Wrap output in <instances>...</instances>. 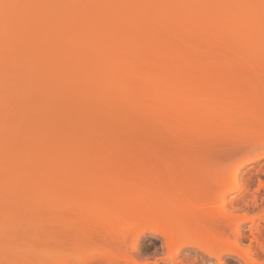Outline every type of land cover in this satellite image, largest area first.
Masks as SVG:
<instances>
[{
  "label": "rangeland",
  "instance_id": "374dc122",
  "mask_svg": "<svg viewBox=\"0 0 264 264\" xmlns=\"http://www.w3.org/2000/svg\"><path fill=\"white\" fill-rule=\"evenodd\" d=\"M1 1L2 2L0 6L2 5V7L0 8V66L2 67L3 70L6 69L7 71L8 68H5V66L6 67L11 66L13 63H15L14 60L15 61L19 60L18 58H16V56L18 54L21 55L23 54L22 56L19 55L22 61L19 60L18 62H16L17 63L16 65L13 64L14 68L20 69V67H22L24 69H27L26 71H24V73L26 72L28 73V75L31 72L35 73V70H37L38 74H36L37 73L36 72L34 75H32V77H30L32 79L28 80V82L30 81L31 83H34V85L30 83L31 88L28 90H27L28 86H26L27 81L24 82V84L26 83L24 86H21L23 85L22 84L23 80L21 78L22 80L21 81L20 77H18L19 79L17 80L15 79V77L9 78L8 77L9 73H8L6 75L9 78V79L7 78L8 83L5 80L6 78L3 79L5 80L7 87L8 85L14 86V88L12 87L13 88L12 90L15 91L17 88L18 89L20 88L19 89L20 91L22 87L23 91L20 92V95L18 96V98L20 99L22 97V101H20V99L19 100L17 99V96H15L16 98L15 97L10 98L11 95L10 93H8L10 88L9 87L5 88L6 87L5 83H3L4 87H2L4 91L0 90L3 91L0 93L2 97H4L5 95L9 96V97L5 96L8 99V101H6L5 98V101L3 100L4 103L2 102V100L0 102L1 103L0 109H4V111L2 110L3 111L2 116H1L2 112L0 113V119L3 116L5 117V119L2 120L4 123H0V158L2 159L4 158L1 155H3L5 152L4 148L6 146H9V148H6L5 150L11 151L10 154L12 153L11 155H13L12 158L13 163H15L14 167L17 166V168L15 169L18 168L20 169L25 164H27L26 162L28 161H26V159L29 160V157L33 158L32 157L33 154L35 156V151L37 152L38 149L39 151L40 149H42L41 151L42 154L44 151L46 152L48 151V154L46 155L47 157L42 158L43 160H40V158L43 156L42 154H40L41 152L36 153L42 156H40V158L38 157V155L35 156L38 157V159H36L38 161L33 160L34 161L33 163L32 160L30 159L31 162L29 164L32 163L34 165H37L39 163V160L43 164V161L45 159L46 161L44 163L49 168L48 169L46 167L47 173L51 175L50 176L48 174L47 176H49V178L53 181V182L50 181V183H48V180L50 179L46 178L47 177L46 176L44 177L46 178V181L43 180L41 181L39 179L40 183L44 182L46 184L37 186L39 183L37 184L35 182L38 180V178H36V176L34 175L33 177L28 178L30 184L24 183L26 185H23L22 184L23 182L28 181L27 178H25L26 180L23 179L24 181L21 183V181H19L21 180L20 178L17 179L15 177L16 178L15 179L13 174H11L14 173L12 172L14 168H12L13 170L11 171V173L9 172L10 167H8L9 169L7 168L8 170H4L8 165L7 162L8 161L10 162V160L12 161V159L8 158L7 162H5L4 159L0 160V168H1L0 182L4 181L7 184L6 185L4 183L5 186L2 184L4 188L0 186L3 190V193L1 192V194H4L5 192L6 194L9 195V196L7 195L8 196L7 197L6 194H4L5 196L3 198L7 197V199H9L10 202L13 199L16 201L21 200L23 202L25 201V197H26L27 200L30 199L28 201L30 202L32 201V202L31 204L25 203L26 205L24 206V209L27 211L29 209H32L34 212V214L30 216L31 218L27 220V224L23 226L24 228L19 227L18 229L17 227H11L14 234L5 237V240H7L8 242L7 247L5 245L0 246V254H2V257H0L1 264H85L86 261L92 259L103 261L104 264H178V263L219 264L218 261L220 258L222 259L221 264H247L246 262L248 258H250L248 257V255L251 256V260L253 256L254 257L256 256L258 261L257 263L264 264V250L260 248L258 244L252 241L251 230H250L251 229L250 223L252 226V222L253 223L258 222L256 223L258 224L257 226L262 224H263L262 226H264L263 223L264 222V172L263 174H261L260 171V167L264 169L263 168L264 167L263 166L264 165V131H260L261 129L259 128L256 129L254 128L255 131L245 132L248 131L246 130V128H250L248 126L244 128V131L241 129L242 131L238 130L232 132L233 130L230 131L229 128H226L228 130H224V129L222 130L215 126L206 125L204 123L197 122L191 110H188L187 107L185 106H181V105L177 106V104L176 105L173 104L175 107L161 106L160 108L157 105L158 108L153 109L146 102L144 103L140 101L119 102L116 99L109 97V99L105 98L102 99L101 101L96 102L94 106H89L86 104H82L84 106H81V104H75V102L76 103L79 102L78 101L79 99L76 101L75 99L68 97L69 101H70L69 98L73 100L70 101V106H68L67 104L69 101L67 102V99L65 98H63L65 101L62 100V96L64 97L63 94L65 92H63L64 90L61 88V86L59 87V85L57 84V85H53L52 88L49 87V90H47L48 88L45 89L47 91L43 90L45 92L43 91L42 92L45 93V95L41 94L42 92L41 93L39 92L40 93L39 96L44 95L45 97L48 95L47 96L48 98L45 99L46 102H44L43 100L44 97L42 96L41 97L43 98L42 99L43 102L42 100L39 102L38 101L39 99H37L36 101L42 105H44L43 103H45L44 106H46V103H48V105L50 104L51 100L53 99V96H55L56 94L58 96L63 92V94L60 95L61 99L56 100L58 97L55 96L54 98L57 97L54 100L55 102L54 103L51 102V103L54 106L58 101L62 102V104L65 102L63 106L64 107L68 106L69 109L65 107L68 111L73 110L74 108L73 110L74 112L70 111L71 113H69V116L72 114H73L72 116H76V114L74 115V113L79 110V112H77V116L73 118L70 117V119H68L69 117H67V119H65L66 122H64L65 120L63 121V119L68 115V113L67 111H65L66 110L65 108H62L63 106H61V109L59 108L58 110L57 109L54 110V108L57 107L54 106L52 108L51 114L54 111L55 112L59 110L65 111L67 114L65 113L66 115L65 117L62 118V120L60 119L61 116L64 115L62 114L64 112L60 111L59 114L58 112L55 113V115L56 114L58 115V116L56 115L57 120L64 122L62 124V127H64L63 126L64 124H66V127L68 128L71 127L70 129H72V127L75 126V128L73 127V131L76 129L78 130V126L79 128L82 126L80 128L81 131L79 130L78 131L80 132V135L81 134L83 135L84 140L82 136H79L82 139L77 138V136L79 135L78 134L79 132L77 131L76 132L74 131L77 134V135L75 134L76 139L74 138L75 135L73 131L71 132L73 134L70 133L71 136L67 135L69 134V132L67 133V131H70L69 129L65 132L66 133L65 135L63 134H62L63 136L61 135L63 137L62 138L63 140L60 139L63 141L61 142V144L59 142L60 140L58 141L60 136H58V139L57 137L54 139L55 143L59 142L58 147L55 144L57 148V149L55 148L56 151L55 152L53 148L54 141H52L51 138L50 139L47 138L48 141L46 143H44V141L47 139L43 141L41 140L43 139V136L46 137L47 132L49 133L50 131L49 126H52V124L51 125L48 124L49 128L45 129L42 127L47 126L46 125L47 117L44 118L43 120L40 119L39 124L37 123L38 121L36 120V118L37 119L39 118L38 116L36 117V115L39 114L37 110L42 112L41 115H43L44 112L45 113L48 112L49 108L51 109L50 107L51 104L49 107L48 106L45 108L43 107L44 111L41 106V108H36L37 110L33 107V112H31L32 107L31 108L29 107L30 110H28L27 105L25 107V105L23 106V104L27 102L26 104L32 106L31 105L32 103H29L28 101H31V99L35 100L36 99L35 96H38V92L35 94V96L33 94L29 95L27 93H29V91L32 89V86H36L37 84H39L37 82V79H39L41 76L44 77L43 78L41 77L39 81L48 77L50 79L51 76L53 75H54L53 79L58 80L54 78L56 75L55 72L57 73L61 72L62 74V69H60L61 71L58 70L59 71L58 72L57 71L58 68L57 69L55 68L56 69L55 71L54 66L55 67L61 66L60 68L68 67L67 69H69L70 71L67 69H64L63 71H65L66 73L67 71H69L67 74L73 75L75 73L74 72L75 68H77L76 65L74 64V62L76 61H73L72 63V60L71 61L69 60V56L72 55L73 51H75L77 55L80 54L79 57L83 56L84 54L85 55L90 54L91 51L93 50L96 53V51L98 50L96 46L97 45L101 46L99 45V43L97 44L96 42H98L99 40L98 38H100L102 34L105 33V31L104 29H102L100 24V29H102L104 33L102 32L101 34V32H99L100 33L99 35H101L99 37L95 35L98 37L97 41L95 42L96 44L93 42L95 37L94 34L96 33H92L94 37L92 36L93 41L91 42H93L96 46H94L93 50L91 49L89 53L87 51L80 52V51H84L82 49L84 48L83 42H82L83 46L79 45L80 46L79 47L78 46L79 43L78 44L76 43L77 45L73 46L69 44L70 43L69 41H67L68 38H65L67 35L70 34L68 30H70L71 33L74 32L75 36L76 34L80 33L79 37H81L80 35H82L85 32L84 28H83L84 30L80 32L82 28L81 26H80L81 29L79 28V24L81 23H78L77 26H75L76 24H73V26H71L72 21L75 22L77 20L76 18H79L78 16L79 11L77 10H79L80 7L77 4L78 1L71 2L69 0L68 4L70 6L68 9L67 8L68 0L65 1L62 0L64 5L63 8H65L62 9L63 12H65L66 9L67 12L68 10H70L69 12L71 14L73 12L74 17H72V15L70 16V13L68 12L69 13L68 16L71 17L70 18L71 24H69L70 19L68 20L67 17L64 18L63 14H61L62 13V11H60V8H62L61 6L62 3H60L61 0H1ZM189 1L191 2V0ZM195 1L196 0H194V2ZM200 1H202V3H205L204 1L206 0L204 1L200 0ZM211 1L212 2L215 1L216 3V0H208V2L205 3V5L207 3H212ZM93 2L95 4L98 3L99 1L97 0L96 2L95 0ZM184 2H185L184 4L186 5V1ZM57 3L61 4L59 5V8H56V5L58 6ZM99 3H101V5L99 4V6L97 5L93 9L91 8L92 10L90 9L88 10L87 8L86 9L84 8L82 10V11H86L85 13L87 16L83 14L85 18H83V16L80 18L81 19L83 18L82 20L84 22L86 18H87L86 19L87 22L88 20L92 21V24H90L89 22L88 23L83 22V24L87 23L86 25L88 27H90V25H93V22H95L96 24L97 23L103 24L106 22L107 24L106 23L105 24L108 25V23L111 24V22L114 21L113 24H116L115 22L119 19V17L118 19H116V13H112V11L107 10L106 8L105 9L102 8L104 5H105L104 7H106V1H101ZM166 3L167 2H165V4ZM76 4L79 8H77ZM175 4L176 3H174V5ZM197 4H199V6L203 8L205 7V9L206 7H208V4L206 6L204 4L201 5V3H199V0H197ZM187 5H188V1H187ZM53 6H55L56 10L59 9L57 12L60 11V16L63 18L62 19L61 17L59 18V20L62 21L57 20L58 18L55 19V15H57L56 13L54 16L52 15L53 16L52 19L50 18L49 19L52 21L54 20L53 22L58 21L57 26L60 25L63 27V29H61L60 26L59 28L58 27L57 28L59 30L60 29L62 30L60 31L63 33V35L64 33L66 34L64 36L62 35L61 32L57 31L56 27L51 25L53 23H49V26L50 27L52 26L51 28H49V26L48 27L47 26L43 27V25L39 26L40 22L42 24L46 22V21L42 22L41 20H44V18L47 17V16L46 17L42 16L44 18L41 19L39 22L38 20L40 18L37 19L39 16V12H41L46 7L51 8ZM189 6L191 7L193 5H189ZM194 6L196 5L194 4ZM81 9L82 8H80V13H79L80 16L82 13ZM205 9L202 10L203 13H205ZM207 10L208 9H206V11ZM43 12L42 14H44ZM76 12H78L77 15ZM246 15L248 18L247 20L245 18V21L243 20L244 17L243 14H237L235 16L236 18V21H234L235 32L233 34L228 33L229 31L224 32L216 36L215 40L213 38L215 35L206 32L205 33L200 32L198 30L194 31V29L188 30L187 28L184 27L183 28L179 27L178 29V26H176L177 24H175L172 27L170 26L169 28H167V30L166 28H163L164 26L162 27L161 25L158 24H155L156 25L155 26L153 24L151 26L152 28L149 25V27L146 30L149 32L150 29V32L153 31L154 34L156 33L155 36L158 38L162 47H167L170 50L173 49L175 51L178 50L182 54L184 53L187 54L186 56L188 57L193 56L194 57L193 62L197 61L195 63L197 67H201V68L203 66L207 67L206 65H208L207 63H209V61L212 60L219 61V60H223V58L224 60L229 61L232 64V67L236 69L235 70L236 73H233L235 75L231 77L238 79L237 81H239V83L236 85L237 88L236 87H234L233 89L230 88L232 90H229L227 88L229 91L216 90L209 92L207 90L208 91L207 95L208 93H213V94L215 93V95L219 93L229 94V95L241 94L245 97L251 95L253 99L249 98L250 101L254 102V100L256 101L261 100L260 103L262 104V102L264 103V3L261 6H255L250 8L247 11ZM19 18H21V20L24 19L25 22L27 23V25L24 26L25 27L24 33L27 34L34 31V33L32 32V35L30 34V37L35 36L34 38H36V40L31 39L29 41V38H27L25 41L27 40L28 41L25 42L24 39H20L21 32L16 29V26L15 29L12 26L15 20ZM112 18L113 21H111ZM254 18H258L259 20H262L260 22V25L253 21ZM49 19L47 17L45 20H49ZM65 19H67L68 24L66 23V21H64ZM165 20L167 22V18H165ZM63 21H64L63 25L62 23L58 24ZM79 21L81 22L80 19ZM47 23L44 24L46 25ZM104 25L103 28L106 27V26L104 27ZM38 26L40 29L38 28ZM109 26L107 27L109 28ZM95 27L97 26L95 25ZM53 28H55L56 30ZM75 28H77V30L80 29L78 30L79 33H77L78 31L75 30ZM98 28H96V30ZM36 29H39L43 33H45V31L48 32V34L50 33L49 36L51 35L50 37H53L51 41L56 36L58 38L61 36V40H63V43H61L62 41L61 40L59 41L58 38L53 40L54 41V43L52 42V44L54 45L53 52L55 49L59 50L60 48H62L60 49L61 51L59 50L58 52L61 55L62 54L61 52L64 51L63 52L64 54L67 50V53L65 54L67 56V54L69 53V56L66 57L65 54L63 56L68 58V60L70 61V63L67 64L68 66L66 65H65L66 67L64 66V64L69 62L66 58H64L67 60V61L65 60L66 61L65 63L62 62V64H59L61 62V58L63 57L61 56L59 57L58 54V59H57L56 58L57 51L53 53V57L51 59H49V57H47V59L43 57L44 56L43 52L45 51L44 48H46L45 45H47L46 42L50 43V41L48 40L50 39V37L48 36L46 37L45 34L44 37L48 38L46 39L48 41H46L43 36H40L41 34L43 35V33H41L40 31H38L39 33L38 35H34ZM163 29L165 31H163ZM87 30L86 33L88 32ZM92 30L93 29H90L89 32ZM96 30H93V32ZM114 30L116 31V28L111 27L110 30L108 29L107 33L109 32V34L111 35L112 33L110 32H114ZM124 30H128V32L133 31L132 28H128V26H126ZM54 32L61 34L58 35L55 34ZM86 35L88 36V33ZM144 36L145 35H143V37L141 38H145ZM63 38L67 40H64ZM103 38L106 39V37L104 36ZM129 38L130 36L128 37V39ZM112 39L113 41H115L114 40L115 38ZM64 41L67 42L64 43ZM60 43L62 44V46ZM108 43H110V40ZM132 43L133 41L131 42V44ZM52 44L50 43V47H53ZM70 46H72V48ZM89 46L90 45H88V47ZM103 47L104 46H102L101 48ZM79 48L81 49L78 54L77 50H79ZM87 48L86 50H89ZM94 51L91 53V55L95 54ZM54 54L56 56H54ZM74 54L75 53H73V56ZM29 55L30 56L32 55V57L34 56V58L38 57L39 62L35 61L36 63H31L28 59ZM92 57L91 58L87 57V58L89 60V59H93ZM83 58H85V56ZM70 59H72V56ZM86 59L84 60V62L86 61ZM48 60H51V63H48ZM58 60L60 61L58 62ZM224 65L226 66V64ZM51 67H53L54 69L53 71H55L54 73ZM22 68L21 70H23ZM48 68L51 69L50 71L52 72L53 75L50 74L51 76H47L49 75L47 74V72L49 71ZM39 69H47L46 70L47 75L45 77L44 74L45 72H43V74L41 72L39 78L34 79L36 75L40 74ZM217 69H219V67ZM1 70L0 72L2 74H0V76L2 78V76L5 77L6 71L3 72ZM217 71H221V70H217ZM241 72L243 73V75ZM26 73L25 74L21 73L20 75H26ZM66 73L63 72V74ZM207 76L210 77L209 75ZM63 77H64L63 75H61L60 77L59 75H57V78H59V80H61ZM35 81L37 82V84ZM228 81H230V79H228L227 82ZM18 83H20L21 85L16 87ZM37 86L34 88L35 91L36 89H38ZM23 87H25V89H23ZM5 89L8 90L6 91ZM202 89L200 88V91ZM25 90L27 91L26 94L29 96H27V101L25 100L24 103L23 99L25 97L24 94ZM33 91H30V93ZM37 91L40 90L38 89ZM60 91L62 92L60 93ZM196 91L193 92L196 93ZM4 92L5 93L7 92V94L5 95L2 94ZM9 92L12 93V91ZM204 93L206 92L204 91L201 92V94ZM22 94H24V97L21 96ZM185 94H190V92H188L187 90ZM136 98H139L137 100H142V97L140 98L136 96ZM16 99L18 102H16ZM47 99H49L50 101ZM256 101L252 107H257L258 105H260L258 104L259 102ZM7 102H10V104H6ZM72 102L74 103V105H71L73 104ZM17 103L19 104L21 103V104L19 105ZM160 103L161 102H159L158 104L160 105ZM12 104H14L15 107L12 106ZM58 104L59 103H57L56 105ZM108 104H111L112 106ZM4 105H9L8 107L12 106L13 108L10 109L13 111H9L10 112L9 114L8 112H6L7 113L6 115L4 112L10 109L6 108L7 107L6 106L5 107L6 110H5ZM21 105L23 106V108ZM75 105L76 107H73ZM79 105L81 106V109ZM88 107L89 108L92 107L93 109L91 108L89 109ZM259 107L261 108V106H258V108ZM263 108L264 105H262L261 110H264ZM75 109L78 110L76 111ZM103 110L105 111L103 112ZM48 114L46 113V115ZM80 115L81 117H79L80 121L78 123V116ZM85 116L87 117L90 116L88 117L89 119L92 118V121H95L96 119V122L97 121L99 122L97 123L94 122V124L96 125H91L93 124V122L89 121V119L85 118ZM94 116L97 117L94 118ZM43 117H45V115H43ZM58 117L60 119H58ZM52 118L53 116L50 118V120ZM71 118L73 122L70 121ZM83 118L85 119V121ZM53 120H56V118L54 117V119H52L51 121ZM67 120H69V122ZM76 120H77L76 124H78V126L74 124ZM60 121L57 122L59 125L61 124ZM81 121L83 122L81 123ZM86 122H89L90 125L88 126V123ZM53 123L55 124V121ZM40 124H42L43 126L41 127ZM53 127L54 126L51 127V130ZM55 127L53 129H55ZM59 127L61 128V126ZM83 127L86 128V131L83 130ZM214 127L217 128V130H215ZM13 129L17 130L16 132L17 135L16 133L15 135L12 133L14 132ZM41 130L43 131L49 130V131L43 134V132H40ZM58 131L59 130L55 131L56 135L59 133L61 134V132L63 133L62 130H60L61 132L57 133ZM10 132L15 137L17 136L16 138H13V140H11L13 141V143L15 142V144L12 145L13 146L12 148H10L11 145H9L8 143L10 142L8 137L10 135ZM22 133H24L23 135L26 134L27 136L26 137L23 136ZM41 133L43 135H41ZM49 134L52 135V131ZM55 134L53 133L52 135L53 138L56 136ZM13 135L11 137H14ZM64 136L67 139V141L64 139ZM69 136L70 137L73 136L72 139L70 138V142L68 141ZM11 137L10 139H12ZM86 137L88 138L86 139ZM73 140L74 141L78 140L77 141L78 145L80 144L81 145L80 146L76 145L75 144L76 142H73ZM49 141H52L53 143ZM79 141L81 143H79ZM58 148L61 149L62 151L61 150L58 151ZM51 151L52 152L54 151L55 153L59 152V154L60 152H62L64 154L63 156H61L62 155L61 153L60 156H58L59 154H55L54 152L52 154ZM7 152L5 153L9 154ZM5 158H7V155ZM51 164L52 165L55 164V166H58L55 169L57 170V173L60 174L59 176L54 175V173L56 175L57 173L55 169H54L55 171L53 169H50ZM3 166H5V168ZM8 166H12V164ZM257 171H259L260 174ZM27 172L29 171H25L26 174ZM247 172H250L251 175L253 174L251 178L255 177L253 178L254 180H252L253 183L251 181V178L249 176L247 177L250 178L251 181L250 182L251 188L250 187H248L249 189L247 188L248 189L247 191L250 190V193L247 192L248 198H250V202H252L251 200L256 199L257 203L255 202L256 204H254L253 203L254 201L250 203L248 199L246 206H243L244 208L242 210L237 212L235 211L236 212L235 223L240 224V226L244 230L243 233L245 234V237L243 236V239L240 240V243H238L237 240H235L233 234L234 230H232L230 226V228H228L225 231L223 235L224 237L223 238L221 237V239L219 240L208 239L207 237L204 238V236L200 233V230L204 229V227L208 226L209 224L206 221V219H209L210 216L208 217L207 214L212 215V213L213 214L218 213L216 215L218 216L219 212L221 213L220 211L221 207H219V200L223 194L226 196V197L224 196L226 205L229 204L228 201L230 199H234V197L237 198L236 197L238 194L237 192L240 190V187L242 186L241 187L242 189L245 188L244 183L247 180H249V179L246 180L245 177L246 175L245 173ZM20 173L22 174L23 177L24 173L21 171ZM256 173L260 175V176L258 175L259 179ZM26 174L24 177H26ZM29 175H31L30 172L27 175V177ZM54 176L55 178L66 177L69 182L68 185L65 183L60 184L61 182H59V180H58L59 183L58 184L57 181H55L56 179L53 180ZM107 179L109 180V182L107 181ZM71 180L73 184L71 183ZM232 183L234 185V190L230 188ZM242 189L240 191V194H243L242 192L244 189L243 190ZM135 192L136 193L138 192L141 195V197L143 196L145 198L146 211L145 212L140 211V214H143L142 217H135L133 213L125 214L123 213L121 208L118 207L119 203L116 200L109 201L106 199V194H112L115 197H118V195L121 194L123 195L124 193L135 194ZM250 195L251 197L256 196L257 198L253 197L252 199ZM135 196L138 195L135 194ZM238 196L240 195L238 194ZM9 209L10 211L16 213V206H14V210H12V208ZM38 211L40 213H43L44 215L41 223L40 221H38L39 223L36 222L37 221L36 218L39 213ZM201 215H204L205 218L203 219L205 220L203 221L199 220L201 218L200 217ZM258 218H260V220ZM261 218L263 219V222L261 221L262 220ZM202 222L206 223V225L204 223H203L204 225L203 224L201 226L198 225ZM173 225L176 227L175 229H171V226ZM259 227H257V229ZM136 237H140V243L138 246V250L135 252L132 251L131 247L134 244Z\"/></svg>",
  "mask_w": 264,
  "mask_h": 264
},
{
  "label": "bare ground",
  "instance_id": "6f19581e",
  "mask_svg": "<svg viewBox=\"0 0 264 264\" xmlns=\"http://www.w3.org/2000/svg\"><path fill=\"white\" fill-rule=\"evenodd\" d=\"M65 1V0H64ZM71 2L72 1H78V6L80 7V8H82L81 9V11L85 8H87L88 10L90 9V10H92L94 7H96L97 5L99 6V4L101 5V3H99V2H101V1H106V7H102V8H106L107 10H110V11H112V13H116V19H118V17H119V19L115 22L116 24H113L114 23V21H113V18H112V20L111 21H113V22H111V24H109L108 23V25H106L105 23H95V22H93V25H90V27H88L86 24L89 22L90 24H92V21H89L88 20V22H87V18L85 19V22H87L86 24H83V18H85V16H87L86 15V11H82V13H81V16L79 15V13H80V8L77 6V4H76V6H77V8H79V10H77L76 8V10L77 11H79V13L78 12H76V15H77V13H78V16H79V18H76L77 20L74 22V21H72V25L71 26H73V24H76L75 26H77L78 25V23H81L82 25H84V26H82L81 24H79V28H80V26H81V28H82V30L80 31V32H82L84 29H85V32L82 34V35H80L81 37H79V31L78 30H80V29H78L77 30V28H75V30H77L78 32L77 33H79V34H76V36H75V34H74V32H70V30H68V29H66V30H68L69 31V35H67L65 38H68V40L67 39H65V38H63L64 40H67V41H69L68 43L70 44V45H73V46H76L78 43V46L79 45H82V42L84 43L82 46L84 47V48H82L84 51H80V49L81 48H79V50H77V52H78V54H79V51L80 52H85V51H87L88 53L91 51V49L93 50V48H94V46H96L95 44L97 43H99V45H101V46H96V48L98 49L97 51H96V53H95V51H94V53L95 54H93V55H91V53L93 52V51H91V53L90 54H87V55H83V56H81V57H79V55H77V53L75 52V51H71L72 52V59H70L71 58V56H69V53L67 54V56H69V60L71 61L72 60V63H73V61H76V62H74V64L76 65V67L77 68H75V70H74V74L73 75H69V74H67L70 70L69 69H67L68 67H66V66H68L67 64L68 63H70V61L68 60V58H66L67 56H66V54L65 53H67V50H66V52L64 53L65 54V56H63L64 54H63V52H61L62 54L60 55V53H58L59 52V50L60 49H62V48H60L59 50H54V52H56L57 51V59H58V54H59V57L61 56V57H63V58H61V62L59 63V64H62V62H66L67 60L69 61V62H67L66 64H64V66L66 67V68H60L61 66H59V67H55L54 66V69L56 68H58L57 69V71L58 70H60V69H62V74H61V72H59V73H57V72H55L56 71V69H55V71H53L54 69H53V67H51L52 68V71H53V73L55 72V77L54 78H56V79H58V80H54L53 79V74H52V72L50 71L51 69H49V71L47 72L46 70L47 69H39L40 70V74L39 75H36V77L34 78V79H36V78H39V76L41 75V72H42V74H43V72H45L44 74H45V77H46V75L47 74H49V75H47V76H51L50 74H52L53 76H51V78L53 79H49V77L48 78H45V79H42L41 81H39V79H41V77L39 78V79H37V82L39 83V84H37V82H36V84L38 85H36L37 86V88L40 90V91H37L38 89H36V91L34 90V88L36 87V86H32V89L30 90V91H33V92H31L30 93V91H29V93H27V94H33L34 96H35V94L38 92V96H35V100H33V99H31V98H29V99H31V101H28L29 103H32L31 105L32 106H29V104H26L25 103V100L27 101V96H29V95H27L26 94V90H25V97H24V94H22L21 96H23L24 97V99H23V102L25 103V104H23V106L25 105V107H26V105H27V107H28V110H30L29 109V107L31 108L32 107V109H31V112H33V107L36 109V108H41V106H42V109H43V111H44V108L45 107H49L50 106V104H51V109L49 108V110H48V112H46L47 114L49 113V111H50V113L48 114V115H46V113L44 112L43 113V115H45V117H43V115H41L42 114V112H40V111H38L37 109V112H39V114L38 115H36V117L38 116L39 118L37 119L36 118V120L38 121H36L38 124H39V120L40 119H44V118H46L47 117V123H46V127L45 126H43L42 124H40L41 125V127L42 128H49L50 127V131L49 130H47V131H49V133L52 131V135H53V133L55 134V131L56 130H59L57 133H59V132H61L60 130H62L63 131V133L61 132V134L59 133V134H55L56 136L53 138L52 137V135L51 134H49L47 131H43V130H41L40 132H43V134L44 133H46L47 132V134H46V137H44L43 136V139H41L42 141L43 140H45V139H50L51 138V140L52 141H54V143L52 142V141H49V142H52L53 144H54V151H55V148H56V146L58 147L59 146V142H60V144H61V142H63L62 140V136L63 135H65L66 133V131L67 130H69L71 127H66V124H64L63 126L66 128H64V127H62V124L64 123V122H66V120L65 119H67V117H69L68 119H70V117H76L77 116V112H79V110L78 109H75L77 112H75L74 113V115L76 114V116H72V115H70L69 116V113H71L70 111H73L74 110V108H73V110H70V111H68L65 107H67L68 108V106H70V101H73V100H71V98H73V99H75L76 101L78 100L79 102L78 103H76L75 102V104H81V106H84V105H82V104H86V105H89V106H94L95 104H96V102H98V101H101L102 99H109V97H111V98H113V99H116L117 101H119V102H129V101H135V102H146L149 106H151L153 109H156V108H160L161 106H169V107H175L173 104H177V106L178 105H181V106H185V107H187V109L188 110H191L192 111V114H193V116L196 118L195 120L197 121V122H200V123H204V124H206V125H211V126H215V127H218V128H220V129H224V130H228V129H226V128H229V130L231 131V130H233L232 132H234V131H238V130H243L244 131V128L245 127H250V128H246V130H248V131H245V132H249V131H255V129L256 128H259V129H261L260 131H264V110H261L262 109V105H264V103L262 102V104L260 103V101H256V100H254V102H252V101H250V99L249 98H251V99H253L252 98V96L250 95H248V96H243V95H241V94H238V95H236V94H216L215 95V93L213 94V93H208V95H207V92L209 91H216V90H218V91H222V90H232L234 87H236L237 88V84L239 83V81H237L238 79L237 78H234V77H231V76H234L235 74H233V73H236V69L235 68H233L232 67V64L229 62V61H226V60H224V58H223V60H212V61H209V63H207L208 65H206L207 67H197L196 66V62H193V59H194V57L193 56H186L187 54H185L184 52V54H185V56H184V54H182L180 51H178V50H173V49H169V48H167V47H162V45L160 44V42H159V40H158V38L155 36V34L153 33V31L152 32H150V29H149V32H150V35H149V32L146 30L148 27H149V25H150V27L154 24H158V25H161L163 28H166V30H167V28H169L170 26L172 27V26H174L175 24H177L176 26H178V29H179V27L180 28H187L188 30L189 29H194V31L195 30H198V31H200V32H206V33H209V34H212V35H215L213 38H214V40H215V37L216 36H218V35H220V34H222V33H224V32H228V33H231V34H233L234 32H235V22L234 21H236V18H235V16L237 15V14H243V20L245 21V18H246V20H247V11L250 9V8H252V7H255V6H261V5H263V3H264V0H216V3H215V1H211L212 3H207L208 4V7H206V9H208L207 11H206V9H205V7L203 8V7H201V6H199V4H197V0L194 2V0H191V2L189 1V0H175V2H174V0H165V2H167L166 4H165V2H164V0H98L99 2L98 3H95L94 4V2L93 1H95V0H70ZM124 1H125V3H124ZM184 1H186V5L184 4L185 2ZM187 1H188V5H187ZM204 1V0H203ZM1 0H0V4H1ZM68 2H69V0L67 1V4H68ZM75 2V3H76ZM96 2H97V0H96ZM123 2V3H122ZM168 2H170V3H168ZM176 3L175 5H174V3ZM193 2H194V4L196 5V6H194V4H193ZM205 3L206 2H208V0H206V1H204ZM60 3H62V5L61 4H58V6L56 5V8H59V5H61L62 6V8H60V11H62V13L61 14H63V16H64V18L65 17H67L68 18V20L71 18L70 16L72 15V17H74L73 16V12H72V14L69 12L70 10H68V12L70 13V16H68V12H67V9L65 10V12H63V10L62 9H65V8H63L64 7V5H63V2H62V0H61V2ZM64 3H66V2H64ZM134 3V4H133ZM137 3V4H136ZM171 3H173V4H171ZM189 3H191V4H189ZM199 3H201V5H205V3H202V1H200L199 0ZM215 3V4H214ZM125 4V5H124ZM206 4V5H207ZM210 4H213V5H210ZM131 5V6H130ZM166 5V6H165ZM189 5H193V6H189ZM205 5V6H206ZM65 6H66V4H65ZM68 7V9H69V4L67 5ZM136 6V7H135ZM175 6H176V8H175ZM2 7V5L0 6V8ZM46 8H48V7H46ZM46 8H44L45 9V11H44V9L41 11V12H39V16H41V17H39L38 16V18L37 19H39L38 21L40 22V20L41 19H43L44 17H42V16H47L48 17V19L50 18V19H52V17L57 13V15H58V13H59V15L57 16V15H55V19H57V20H59V18L61 17L60 16V11L59 12H57L59 9H57L56 10V8H55V6H53V7H51V8H48V9H46ZM53 8H55V9H53ZM92 8V9H91ZM120 8V9H119ZM119 9V10H118ZM128 9V10H127ZM129 9H131V10H129ZM205 9V13H203L202 12V10H204ZM87 10V11H88ZM127 10V11H126ZM44 11V12H43ZM75 11V10H74ZM117 11V12H116ZM131 11V12H130ZM42 12L44 13V14H42ZM67 12V13H66ZM84 12V13H83ZM41 13V14H40ZM75 13V12H74ZM85 16H84V15ZM87 14H89V13H87ZM203 14H205V15H203ZM53 15V16H52ZM121 15V16H120ZM49 16H51V17H49ZM83 16V18L81 19L80 17H82ZM145 18H144V17ZM167 18V22H166V20H165V18ZM246 16V17H245ZM46 17V18H47ZM141 17H143V18H141ZM147 17V18H146ZM157 17H158V19H157ZM163 17V18H162ZM46 18H44V20H41L42 22L43 21H46V22H44V23H47L48 21V23L45 25L44 23L42 24L41 22L39 23L40 25L39 26H42L43 25V27L44 26H49V23H53V24H51V25H53L54 27H58L59 28V26L60 25H58L57 26V22L55 23V22H53L52 20H45ZM63 17H61V19H62ZM123 18V19H122ZM152 18V19H151ZM154 18V19H153ZM79 19L81 20V22L79 21ZM120 19H121V21H120ZM148 19H150V20H148ZM72 20H74V19H72ZM152 20V21H151ZM27 21V20H26ZM59 21H62V20H59ZM64 21H66V23L68 24V21H67V19H65ZM64 21L63 22H60V23H58V24H61L62 23V25L64 24ZM79 21V22H78ZM253 21L254 22H256V23H258L259 25H260V22L262 21V20H259L258 18H254L253 19ZM74 22V23H73ZM84 22V23H85ZM121 22V23H120ZM149 22V23H148ZM152 22V23H151ZM26 22H25V20L23 19V20H21V18H19V19H16L15 20V22H14V24L12 25L13 26V28L15 29V26H16V29L18 30V31H20L21 32V36H20V39H24V41L27 39V38H29V41L32 39H34V40H36V38H34L35 36H31L30 37V34L32 35V32L34 33V31H32V32H30V33H27V34H25L24 33V29H25V27L24 26H26L27 25V23L25 24ZM55 23V24H54ZM65 23V24H66ZM174 23V24H173ZM69 24H71V19L69 20ZM97 26V27H95V25ZM100 24H101V27H102V29H104V31H105V33L103 32V30L102 29H100ZM105 24V25H104ZM147 24H148V26H147ZM171 24V25H170ZM99 25V26H98ZM103 25H104V27L105 28H103ZM110 25V26H109ZM115 27H114V26ZM39 26H38V28H39ZM65 26V25H64ZM69 26V25H68ZM74 26V27H75ZM107 26H109V28L107 27ZM126 26H128V28H132V30L133 31H131V32H128V30H124V28H126ZM142 26H143V28H142ZM146 26V27H145ZM156 26V25H155ZM52 27V26H51ZM50 26H49V28H51ZM61 27V29H63V27L62 26H60ZM66 27V26H65ZM87 27V28H86ZM94 27H95V29H94ZM99 27V28H98ZM111 27L112 28H116V31L114 30V32H110V33H112L111 35L109 34V32L107 33V31H108V29L110 30L111 29ZM57 28V31L58 32H61L59 29ZM84 28V29H83ZM88 28H90V29H93V30H96V28H98L96 31H94L93 32V30L92 31H90L89 32V30L90 29H88ZM107 28V29H106ZM152 28V27H151ZM247 28V27H246ZM40 29V28H39ZM39 29H36V31H37V34H36V31H35V34L34 35H38L39 33H38V31H40ZM53 29H55V28H53ZM65 29V28H64ZM88 29V30H87ZM42 30V29H41ZM56 30V29H55ZM65 30V31H66ZM86 30L88 31L87 33H88V36L86 35L87 33H86ZM101 30V31H100ZM145 30V31H144ZM171 30V29H170ZM56 31V32H57ZM64 31V32H65ZM74 31V30H73ZM130 31V30H129ZM155 31V30H154ZM163 31H165L164 29H163ZM172 31V30H171ZM177 31V30H176ZM193 31V32H194ZM41 33H43L42 31H40ZM99 32H101V34H102V32L104 33V34H102V36L101 35H99L100 33ZM117 32V33H116ZM144 32V33H143ZM167 32V31H166ZM168 32H169V30H168ZM55 33V32H54ZM62 33V32H61ZM61 33H55V34H58V35H60ZM75 33H76V31H75ZM86 33V34H85ZM89 33H90V35H89ZM92 33H96V34H94V36L95 35H97L98 37L99 36H101L100 38H98L97 36H95L96 37V40H95V37L93 36V34ZM129 33V34H128ZM131 33H132V35H134V36H132L131 35ZM46 34V35H45ZM50 34V33H49ZM49 34H48V32H46L45 31V33H43V35L41 34L40 36H43L44 37V35L47 37H50L49 36ZM67 34H68V32H67ZM85 34V35H84ZM109 34V35H108ZM154 34V35H153ZM198 34H199V32H198ZM62 35H63V33H62ZM64 35H66L65 33H64ZM63 35V36H64ZM77 35H78V37H77ZM105 35H108V36H105ZM114 35H116V36H114ZM143 35H145L144 37L145 38H141V37H143ZM202 35H203V33H202ZM201 35V36H202ZM92 36L94 37V41H93V39H92ZM103 36L104 37H106V39L105 38H103ZM111 36H114V37H111ZM130 36V38H131V41H130V38L128 39V37ZM117 37H119V38H117ZM203 37V36H202ZM211 37V36H210ZM53 37H50V39H48V38H45L44 37V39L46 40V39H48L49 41H50V43L52 44V42L54 43V39H56V38H58L57 36L51 41V39H52ZM97 38L99 39L98 40V42H96L97 41ZM112 38H115L114 40L116 41H113V39ZM117 38V39H116ZM156 38V39H155ZM40 39V38H39ZM43 39V38H42ZM101 39V40H100ZM217 39V38H216ZM38 40V39H37ZM44 40V41H45ZM48 40H46V41H48ZM58 40L60 41L61 40V36L58 38ZM109 40H110V43H108L109 42ZM28 41V40H27ZM27 41H25V42H27ZM45 41V42H46ZM55 41H57V40H55ZM62 42L61 43H63V40H61ZM67 41H64V43H66ZM91 41H93V42H91ZM101 41V42H100ZM106 41V42H105ZM122 41V42H121ZM133 41V43L131 44V42ZM158 41V42H157ZM91 44H90V43ZM107 44V46H106V44ZM165 42V41H164ZM167 42V41H166ZM50 43H48V42H46V44L48 45V47H47V45H45V47L46 48H44V52H46V53H44L43 52V54H44V58H46L47 59V57H49V59H51L52 57H53V48H54V45L52 44V46L53 47H50ZM57 43H59V42H57ZM60 43V44H61ZM67 43V44H68ZM77 43V44H76ZM81 43V44H80ZM87 43V44H86ZM102 43H104V44H102ZM119 43V44H118ZM163 43V42H162ZM56 44V43H55ZM75 44V45H74ZM88 45H90L89 47H92V48H89L88 47ZM93 45V46H92ZM57 46V45H56ZM55 46V47H56ZM59 46V45H58ZM61 46H62V44H61ZM60 46V47H61ZM77 46V47H78ZM88 48H87V47ZM102 46H104L103 48H101ZM158 46V47H157ZM164 46V45H163ZM71 48H72V46H70ZM80 47V46H79ZM162 47V48H161ZM57 48V47H56ZM59 48V47H58ZM76 48V47H75ZM86 48L87 49H89V50H86ZM132 48V49H131ZM173 48V47H172ZM100 49H103V50H100ZM127 49V50H126ZM169 49V50H168ZM75 50V49H74ZM96 50V49H95ZM61 51V50H60ZM184 51V50H183ZM70 52V51H69ZM73 53H75L74 54V56H73ZM82 54V53H81ZM19 55H21V54H18L17 56H16V58H18L19 60H21L20 58V56ZM23 55V54H22ZM21 55V56H22ZM55 54H54V56H56ZM91 55V56H90ZM183 55V56H182ZM85 56V58H83ZM93 56V57H92ZM93 58V59H89L88 60V58ZM193 57V58H192ZM196 57V56H195ZM37 58L38 57H35L34 58V56L32 57V55L30 56L29 55V57H28V59H29V61L31 62V63H36L37 61L39 62V58H38V60H37ZM64 58H66V59H64ZM87 58V59H86ZM22 59H23V57H22ZM64 61H63V60ZM86 59V61L84 62V60ZM13 60H14V58H13ZM18 60V61H19ZM54 60V59H53ZM66 60V61H65ZM81 60H83V61H81ZM91 60V61H90ZM200 60V59H199ZM18 61H15L14 60V62L15 63H13L14 65H16L17 63L16 62H18ZM22 61V60H21ZM36 61V62H35ZM60 60H58V62H59ZM195 61V60H194ZM13 62V61H12ZM11 62V63H12ZM54 62V61H53ZM57 62V61H56ZM84 62V63H83ZM86 62H89V63H86ZM48 63H51V60H48ZM71 63V64H72ZM86 63V64H85ZM11 65V66H8V67H6L5 65V68H8V72L6 71V69L5 70H3L2 69V67L0 68V70L1 71H6V73H5V77H3L2 76V78H1V76H0V90H3V88L2 87H4L3 85V83H5V86L7 85L6 84V82H5V80L7 81V83H8V80H7V78L9 77V78H11V77H15V79L17 80V79H19L18 77H20V80H21V78H22V84L23 85H21L20 83H18L17 85H16V87L17 86H24L25 84H24V82H26L27 81V84H26V86H28V88H27V90L28 89H30L31 88V86H30V81L28 82V80L30 79H32V78H30V77H32V75H34L36 72V74H38V71L37 70H35V73L34 72H31L29 75H28V73H26V75H20L21 73H23V74H25L24 73V71H26L27 69H24V68H22V67H20V69L19 68H14V65ZM202 64V63H201ZM206 64V63H205ZM220 64V65H219ZM221 64H223V65H221ZM224 64H226V66L224 65ZM228 64V65H227ZM50 65H52V64H50ZM63 66V65H62ZM63 66V67H64ZM199 66V65H198ZM211 66V67H210ZM221 66H224V67H221ZM229 66H230V69H229ZM12 67V68H11ZM219 67V69H217V68ZM226 67V68H225ZM11 68V69H10ZM14 68V69H13ZM21 68L23 69V70H21ZM221 68V69H220ZM223 68V69H222ZM64 69H67V70H69V71H67V73L65 72V71H63ZM11 71V73H13V74H11L10 73V71ZM22 72H21V71ZM42 70H44V71H42ZM217 70H221V71H217ZM14 71V72H13ZM61 71V70H60ZM46 72H47V74H46ZM63 72L64 73H66V74H63ZM9 73V74H8ZM231 73V74H230ZM239 73V72H238ZM242 73V72H241ZM0 74H2L1 72H0ZM8 74V77L6 76ZM10 75H12V76H10ZM31 75V76H30ZM57 75H59V77L61 76V75H63L64 77L61 79V80H59V78H57ZM207 75H209L210 77H208ZM226 75V76H225ZM227 75H230V76H227ZM242 75H243V73H242ZM17 76V77H16ZM24 76V77H23ZM26 76V77H25ZM38 76V77H37ZM221 76V77H220ZM44 77V76H43ZM42 77V78H43ZM223 77V78H222ZM227 77V78H226ZM4 78H6L5 80H3ZM8 78V79H9ZM206 78H208V79H206ZM213 78V79H212ZM242 78H243V76H242ZM14 79V78H13ZM13 79H11V80H13ZM228 79H230V81H228L227 82V80ZM3 81V82H2ZM10 81V80H9ZM20 81V82H21ZM243 81H244V79H243ZM247 83V82H246ZM32 85H34V83H31ZM59 85V87L61 86V88L64 90L63 92H65L64 94H63V92L62 91H60V95H64V97L62 96V100H64L63 98H65V99H67V102L69 101L68 100V97H71V98H69L70 99V101L68 102V106H63L64 104H65V102L62 104V102H60V101H58V102H56V104L57 103H59L60 104V106H59V104L58 105H54L56 108H54V110L55 109H61V106H63L62 108H65L64 110L65 111H67V113H68V115L65 117V115L67 114L65 111H63L64 113H62V114H64V115H62L61 116V114H60V116H61V119L58 117V119H60V120H62V118L63 117H65L64 119H63V121L61 122L60 120H57V117H56V115H55V113L56 112H58V114L60 113V111L61 110H59V111H54L53 113H54V115H53V113L51 114V112H52V108L54 107L53 106V104L51 103V102H55L54 100L56 99V100H59V99H61L60 98V95H58L57 96V94L55 95V96H57L56 98H54L55 96H53V99L51 100V102H50V104L48 105V103H46V106H44L45 105V103H43L44 105H42V104H39L36 100L37 99H39L38 101L40 102L43 98L42 97H44V95H45V93H43V92H45V91H47V90H49V87L50 88H52L53 87V85ZM30 86V87H29ZM250 86V85H249ZM8 87L10 88L9 89V91H12V93L11 92H9L8 91V93H10V95H11V97L10 98H12V97H15V96H17V99L19 100L20 98H18V96L20 95V92H22L23 90H22V87H21V90L19 91V89L17 90L16 88V91L15 90H12L13 88H14V86H9L8 85ZM7 86L5 87V88H8ZM13 87V88H12ZM56 87H58V86H56ZM205 87V88H204ZM242 87H243V85H242ZM247 87V86H246ZM2 88V89H1ZM48 88V89H47ZM180 88V89H179ZM200 88L202 89L201 91H200ZM208 88V89H207ZM228 88V89H227ZM230 88H232V89H230ZM23 89H25V87H23ZM45 89H47V90H45ZM61 89V90H62ZM181 89H182V91H181ZM197 91H196V90ZM211 89V90H210ZM215 89V90H214ZM6 91L8 90V89H5ZM43 90H45V91H43ZM187 90H188V92H190V94H185V92H187ZM196 91V93L195 92H193V91ZM208 90V91H207ZM228 90V91H229ZM4 91V90H3ZM3 91H0V93L1 92H3ZM18 91V92H17ZM43 91V92H42ZM202 91H204V92H206V93H204V94H201V92ZM35 92V93H34ZM41 94H44V95H40L39 96V94L40 93ZM192 92V93H191ZM2 94H7V92L5 93H2ZM198 94H200V95H198ZM210 94V95H209ZM213 94V95H212ZM78 95H80V96H78ZM229 95V96H228ZM233 95V96H232ZM244 95H246V94H244ZM1 96V95H0ZM6 96V95H5ZM2 97L1 96V99H0V102H1V100H2V102L4 103V101H5V98L6 97H9V96H6V97ZM32 96V95H31ZM33 96V97H34ZM42 96V97H41ZM48 96V95H47ZM47 96H45L44 97V102H46L45 101V99L46 98H48ZM76 96V97H75ZM82 96V97H81ZM136 96L137 97H142V100H137V99H139V98H136ZM32 97V98H33ZM40 97V98H39ZM81 97V98H80ZM248 97V98H247ZM254 97V96H253ZM2 98H4V99H2ZM16 98V97H15ZM15 98H14V100H15ZM26 98V99H25ZM51 98V97H50ZM17 99H16V102H18L17 101ZM80 99H81V101H80ZM83 99V100H82ZM254 99H256V98H254ZM4 100V101H3ZM43 100H42V102H43ZM47 100H49V99H47ZM61 100V101H62ZM6 101H8V99L6 98ZM9 101H10V99H9ZM20 101H22V97H21V99H20ZM50 101V100H49ZM49 101H47V102H49ZM65 101V100H64ZM255 101L256 102H259L258 104H260V105H258V106H261V108L259 109L258 108V106H257V104H256V106L257 107H252L253 105H254V103H255ZM23 102H21V103H23ZM41 102V103H42ZM159 102H161L160 103V105L158 104ZM252 102V103H251ZM15 103V102H14ZM20 103V104H21ZM73 103V102H72ZM1 104V103H0ZM6 104H10V102H7ZM17 104H19V103H17ZM19 104V105H20ZM62 104V105H61ZM71 105H74V103L73 104H71ZM85 105V106H86ZM108 105H111V104H108ZM157 105H158V107H157ZM1 106V105H0ZM7 106V107H6ZM9 105H4V108L6 107V108H13L12 106H14L15 107V105L14 104H12V106H10V107H8ZM16 106H18V105H16ZM22 106V105H21ZM23 106H22V108H23ZM80 106V105H79ZM81 106H80V109H81ZM112 106V105H111ZM24 107V108H25ZM44 107V108H43ZM73 107H76V105L75 106H73ZM108 107V106H107ZM2 108H3V105H2ZM6 108H5V110H6ZM71 108H72V106H71ZM77 108H78V106H77ZM84 108V107H83ZM83 108H82V110H83ZM89 108V107H88ZM91 109H93L92 107H90ZM89 108V109H90ZM42 109H41V111H42ZM69 109V108H68ZM105 109H106V107H105ZM107 109H109V108H107ZM264 109V108H263ZM1 111H0V113L2 112V114H1V116L3 115V111H4V109H0ZM3 110V111H2ZM19 110V109H18ZM46 110V111H47ZM9 111H13V110H8V111H5L4 113L7 115V113L6 112H8V114L10 113ZM23 111V110H22ZM61 111V112H62ZM92 111V110H91ZM105 110H103V112H104ZM262 111V112H261ZM74 112V111H73ZM66 113V114H65ZM84 114V113H83ZM82 114V115H83ZM20 115V114H19ZM41 115V116H40ZM52 117L53 116V118L52 119H54V117L56 118V120H53V121H51L50 120V116ZM86 115H88V114H86ZM58 116V115H57ZM93 116V115H92ZM4 117V116H3ZM1 118L0 120V123H4L2 120L3 119H5V117L4 118ZM19 117V116H18ZM49 117V118H48ZM79 117H81V115L80 116H78V123H79V121H80V118ZM84 117V116H83ZM88 117H90V116H88ZM87 116H85V118H87V119H89ZM95 117H97V116H94V118ZM72 118H71V120L70 121H72L73 122V120H72ZM18 119V118H17ZM50 121H49V120ZM77 119V118H76ZM82 119V118H81ZM84 119V118H83ZM75 120V119H74ZM99 120V119H98ZM14 121V120H13ZM55 121V124L53 123ZM61 122V124L59 125L57 122ZM68 122H69V120H67ZM84 121H85V119H84ZM87 121V120H86ZM89 121H92V118L91 119H89ZM42 122H45V121H42ZM41 122V123H42ZM52 122V123H51ZM83 121H81V123H82ZM93 122V124H91V125H96V124H94V122L95 123H97V122H99V121H97L96 122V119H95V121H92ZM77 123V120H76V122H74V124H76ZM86 123H88V126L90 125L89 124V122H86ZM51 125L52 124V126H58V128H57V126L55 127V129H53L52 128V130H51V127L52 126H49V125ZM44 125H45V123H44ZM77 126H78V124H76ZM81 125V124H80ZM87 125V124H86ZM49 126V127H48ZM59 126H61V128L59 127ZM71 126H73V125H71ZM84 126V125H83ZM262 126H263V128H262ZM74 128H75V126H73ZM73 127H72V129H70V131H67V133L69 132V134H67V135H70L71 136V134H73L74 133V135L76 134L75 132L77 131V132H79V131H81V127L79 128V126H78V130L76 129V130H74L73 131ZM93 127V126H92ZM214 127V129L215 130H217V128H215ZM42 128H40V129H42ZM57 128V129H56ZM68 128V129H67ZM77 128V127H76ZM85 127H83V130L84 131H86V128L84 129ZM255 128V129H254ZM65 129V130H64ZM219 129V130H220ZM252 129V130H251ZM254 129V130H253ZM14 130V132H12L14 135H15V133L17 132V130L16 129H13ZM55 130V131H54ZM241 130V131H242ZM11 131H12V129H11ZM73 131V133H71ZM90 131V130H89ZM89 131H88V134H89ZM11 132H10V135L12 134ZM71 133V134H70ZM92 133V132H91ZM12 134V135H13ZM24 133H22V135H23ZM42 133H41V135H43ZM63 134V135H62ZM79 135L77 136V138H80V139H82L83 138V135L81 134L80 135V132L78 133ZM83 134H84V132H83ZM87 134V135H88ZM8 136L9 137V141L10 142H8L9 143V145H11V147L10 148H12L13 146L12 145H14L15 144V142L13 143V141H11V140H13V138H16L14 135V137H11V136ZM16 135H17V133H16ZM49 135V136H48ZM62 135V136H61ZM77 135V134H76ZM76 135H75V139H76ZM92 135V134H91ZM23 136H27L26 134L25 135H23ZM30 136V135H29ZM28 136V137H29ZM48 136V137H47ZM58 136H60L59 137V139H58ZM68 137V141L70 142V138L72 139L73 138V136L72 137ZM79 136H82V138L81 137H79ZM85 136H86V134H85ZM10 137L12 138V139H10ZM31 137V136H30ZM39 137H40V135H39ZM42 137V136H41ZM57 137V139H58V141L60 140V139H62V140H60L59 142H57V139H56V142L58 143V145H57V143H55V138ZM93 137V136H92ZM33 138V137H32ZM53 138V139H52ZM88 137H86V139H87ZM29 139V138H28ZM48 139L47 140H45L44 141V143H46L47 141H48ZM64 139L67 141V139L65 138V136H64ZM90 139V138H89ZM92 139V138H91ZM38 140V139H37ZM41 140H39V141H41ZM79 140V139H78ZM77 140V141H78ZM83 140H84V138H83ZM83 140H81V141H83ZM93 140V139H92ZM91 140V141H92ZM66 141H65V143H66ZM77 141L75 140H73V142H76L75 144L76 145H78V143H77ZM73 142H71V143H73ZM88 142V141H87ZM11 143V144H10ZM42 143V142H41ZM68 143V142H67ZM79 143H81L80 141H79ZM55 144H56V146H55ZM8 145V144H7ZM81 145V144H80ZM80 145H78V146H80ZM73 146H75V145H73ZM72 146V147H73ZM6 148H9V146H6L5 148H4V151L5 152H7L8 150H5ZM60 148V147H59ZM58 148V151H60L61 149H59ZM57 149V148H56ZM63 149V148H62ZM71 149V148H70ZM69 149V150H70ZM11 150V149H10ZM73 150H74V148H73ZM93 150V149H92ZM42 149H40V151H39V149H38V151L36 152L35 151V156H37L38 155V157L40 158V156H42L41 158H40V160H43L42 158H45V157H47L46 155L48 154V151L46 152V151H44L45 152V155H44V152H43V154H42ZM53 151V152H54ZM62 151V150H61ZM66 151V150H65ZM68 151V150H67ZM71 151V150H70ZM77 151V150H76ZM99 151V150H98ZM109 151V150H108ZM107 151V152H108ZM4 152V154H3V151H2V154L3 155H1L2 157H4L3 159L5 160V162H7V159L8 158H10V159H12L13 158V155H11L10 154V152L11 151H8L7 153H9V154H6ZM41 152V153H40ZM52 152V151H51ZM53 152H52V154H53ZM56 152V151H55ZM54 152V153H55ZM63 152H64V150H63ZM36 153H40V154H42V155H39V154H36ZM62 152H60V154H61ZM96 153V152H95ZM55 154H59V152L58 153H55ZM54 154V155H55ZM60 154L58 155V156H60ZM63 154L64 153H62V155L61 156H63ZM6 155H7V158H5L6 157ZM8 155H10V156H8ZM53 155V156H54ZM34 156V154H33V158H31V157H29V160L31 159L32 160V163L34 162L33 160H36V159H38V157H35ZM57 156V155H56ZM55 156V157H56ZM34 157H35V159H34ZM2 158H0V160H3ZM9 159V160H10ZM112 159V158H111ZM29 160H27L26 159V161H28V162H26L27 164H25L23 167H21L19 170L18 169H15V168H17V166L16 167H14V164L15 163H13V159H12V161L10 160V162L8 161L7 162V164L8 165H11L12 164V166H8L7 165V167H6V169H4V170H8L9 168L8 167H10V173H11V171L13 170L12 168H14V170L12 171V172H14V173H11V174H13V176H14V178L16 177L17 179H21V180H19V181H21V183L24 181V180H26L25 178H27V180L28 181H25V182H23L22 184L23 185H26L27 183H29V179L28 178H30V177H33L34 175L36 176V178H38V180L40 179L41 181L43 180V181H46V178H49V176H47L49 173H47V168H48V166L44 163L46 160L44 159V161H43V164H42V162L39 160V163L37 164V165H34V164H29L30 162H31V160L29 161ZM57 160V159H56ZM107 160V159H106ZM105 160V161H106ZM118 160V159H117ZM36 161H38V160H36ZM80 161V160H79ZM111 161V160H110ZM114 161V160H113ZM116 161V160H115ZM123 161V160H122ZM131 161V160H130ZM83 162V161H82ZM82 162H80V163H82ZM79 163V164H80ZM120 163V162H119ZM123 163V162H122ZM131 163V162H130ZM40 164V165H39ZM75 164H77V163H75ZM78 164V165H79ZM85 164V163H84ZM105 164V163H104ZM127 164V163H126ZM5 165V164H4ZM82 165V164H81ZM80 165V166H81ZM103 165V164H102ZM106 165V164H105ZM110 165V164H109ZM142 165V164H141ZM107 166V165H106ZM115 166V165H114ZM126 166V165H125ZM264 166V165H263ZM4 168H5V166H3ZM18 167H19V165H18ZM47 167V168H46ZM52 167V168H51ZM51 167H50V169H55V168H57L58 166H55V164H51ZM8 168V169H7ZM82 168V167H81ZM110 168H111V166H110ZM139 168V167H138ZM264 168V167H263ZM1 169V168H0ZM3 169V168H2ZM23 169V170H22ZM49 169V168H48ZM131 169V168H130ZM56 170V169H55ZM54 170V171H55ZM20 171L21 172H23L24 173V176H25V171H29L30 172V174L31 175H29L28 177H27V175L29 174V172H27V174H26V177H22V174L20 173ZM260 171H261V174H263V172H264V169H262V167H260ZM1 172V171H0ZM37 172V173H36ZM257 172H259V171H257ZM41 175H40V174ZM45 173H46V175H45ZM56 173H57V170H56ZM249 173L250 172H247V173H245L246 175H245V177H246V180L247 179H249V180H245L244 182V185H245V188H241L240 187V190L237 192L240 196H238V194H237V198H235L234 197V199H230L228 202H229V204H227L226 205V203H225V195L223 194L221 197H220V200H219V207H221V209H220V211H221V213L219 212V215L218 216H216L218 213H216V214H213L212 213V215L211 214H207V216L209 217V219H206V221L209 223L208 224V226H205V227H208V228H205L204 227V229H199L200 230V233L204 236V238H208V239H215V240H219V239H221V237L223 238L224 236V233H225V231L228 229V228H230V226H231V228H232V230H234V232H233V234H234V237H235V240H237V242L238 243H240V240H242L243 239V236L245 237V234L243 233L244 232V230L242 229V227L240 226V224L239 223H235L236 221H235V213L237 212V211H240V210H242L244 207L243 206H246V203H247V200L249 199V202H250V198H248V193L247 192H249L250 193V190L249 191H247L249 188L248 187H250L251 186V184H250V182L252 181V180H254L253 178H255V177H253V178H251L252 177V175H251V173H250V175H249ZM2 174V173H1ZM20 174H21V176H20ZM33 174V175H32ZM259 174H260V172H259ZM258 173H256V175H257V177H258V179H259V175ZM41 177H46V178H40L39 176ZM50 175V174H49ZM54 175L55 176H59L60 174H58L57 173V175L54 173ZM259 175V176H258ZM38 176V177H37ZM51 176V175H50ZM55 176H54V179L53 180H55V181H57V183H58V180H59V182H61L60 184H62V183H65V184H67L68 185V179L66 178V177H63V178H61V177H59L61 180H63V181H61L58 177L57 178H55ZM234 176V175H233ZM250 177L251 178V181H250V178H247V177ZM255 176V175H254ZM13 178V177H12ZM15 178V179H16ZM53 178V177H52ZM1 179V178H0ZM24 179V180H23ZM50 179V178H49ZM109 179V178H108ZM107 179V181L109 182V180ZM140 179V178H139ZM257 179V178H256ZM36 181L35 183H39L37 186H40V185H44V184H46V183H44V182H42V183H40V180L39 181ZM48 180V179H47ZM106 180V179H105ZM2 181V180H1ZM50 181H52L51 179L50 180H48V183H50ZM136 181V180H135ZM139 181V180H138ZM161 181V180H160ZM249 181V182H248ZM53 182V181H52ZM51 182V183H52ZM96 182V181H95ZM110 182H112V181H110ZM1 183V187H3L2 186V184L5 186V182L3 181V182H0ZM5 183V184H4ZM24 183H26V184H24ZM56 183V182H55ZM71 183H72V180H71ZM97 183V182H96ZM156 183H158V182H156ZM252 183H253V181H252ZM30 184V183H29ZM59 184V183H58ZM73 184V183H72ZM108 184H110V183H108ZM140 184V183H139ZM147 184V183H146ZM162 184V183H161ZM7 185V184H6ZM64 185V184H63ZM93 185V184H92ZM232 185H233V183H232ZM232 185H231V189H233L234 190V185H233V187H232ZM244 185H243V187H244ZM66 186V185H65ZM127 186V185H126ZM0 187V246H3V245H5L6 247H7V244H8V242H7V240H5V237H7V236H10V235H13L14 234V232H13V230H12V228L11 227H17L18 229H19V227L20 228H22L23 226H25L26 224H27V220L29 219V218H31L30 216L31 215H33L34 214V212H33V210L32 209H29L28 211L27 210H25L24 209V206L26 205V204H31V202L30 201H28V200H30V199H26V197H25V201H21V200H11V202L9 201V199H7V197L9 196L8 194H6L5 192H4V194H6V198H3L5 195L4 194H1V192L3 193V190H2V188ZM236 187H237V185H236ZM236 187H235V189H236ZM4 188V187H3ZM248 188V189H247ZM251 188V187H250ZM241 189L243 190V194H240V191H241ZM2 190V191H1ZM247 194H246V193ZM112 193V192H111ZM125 194V193H124ZM118 195V197H115L114 195H112V194H106V199L107 200H109V201H114V200H116L118 203H119V206L118 207H120L121 208V210L123 211V213H125V214H131V213H133V215L135 216V217H142L143 216V214H140V211L141 212H145L146 211V207H145V198L142 196L141 197V195L137 192H135V194L136 195H138V196H135V194L134 193H131V194H125V195ZM133 194V195H132ZM26 195V194H25ZM112 196H113V199H112ZM225 196V197H224ZM250 197H251V195H250ZM253 197H255V198H257L256 196H253ZM253 197H251L252 199H253ZM5 199V200H4ZM15 203H14V202ZM227 201V200H226ZM254 204H256L257 202V200L256 199H253V200H251ZM227 202V203H228ZM252 202H250V203H252ZM256 202V203H255ZM26 203V204H25ZM244 203H245V205H244ZM13 206V207H12ZM14 206H16V213L15 212H12V211H10V209L9 208H12V210H14ZM23 206V207H22ZM20 210V211H19ZM32 213H31V212ZM236 211V212H235ZM25 212V213H24ZM39 212V211H38ZM41 214V215H40ZM205 215V214H204ZM204 215H201L199 218V220H201V221H203V220H205V219H203V218H205L204 217ZM41 216V217H40ZM234 216V217H233ZM44 217V215H43V213H38V215H37V218H36V222H38V221H40V223H41V221H42V218ZM263 217V216H262ZM39 218H41V219H39ZM198 218V217H197ZM259 220H260V218H258ZM262 219V218H261ZM262 222H263V219L261 220ZM200 222V221H199ZM235 224H234V223ZM251 222H252V220H251ZM39 223V222H38ZM204 222H202V223H200V224H198V225H202ZM256 223H258V222H256ZM256 223H253L252 222V226H251V223H250V230H251V237H252V241H254L256 244H258V246H260V248H262L263 250H264V226H262V225H259V226H257L258 224H256ZM264 223V222H263ZM205 225H206V223H204ZM203 224V225H204ZM233 224V225H232ZM239 224V225H238ZM197 225V226H198ZM235 225V226H234ZM243 225V224H242ZM233 226V227H232ZM244 226V225H243ZM259 227L258 229H257V227ZM261 227H262V229H261ZM24 228V227H23ZM176 227L173 225V226H171V229H175ZM202 228H203V226H202ZM244 228V227H243ZM243 230V231H242ZM139 243H140V237H136L135 238V241H134V244L132 245V251H137L138 250V246H139ZM0 257H2V254H0ZM248 257H250V258H248V260H247V264H258L257 262V258H256V256L254 257V258H256V259H254L253 257H252V260H251V256H249L248 255ZM220 258V257H219ZM249 259H250V261H249ZM221 258L219 259V261H218V263L219 264H221ZM0 264H1V262H0ZM178 264H180V263H178Z\"/></svg>",
  "mask_w": 264,
  "mask_h": 264
},
{
  "label": "snow or ice",
  "instance_id": "6c2138e0",
  "mask_svg": "<svg viewBox=\"0 0 264 264\" xmlns=\"http://www.w3.org/2000/svg\"><path fill=\"white\" fill-rule=\"evenodd\" d=\"M85 264H104V262L100 260L92 259V260L86 261Z\"/></svg>",
  "mask_w": 264,
  "mask_h": 264
}]
</instances>
